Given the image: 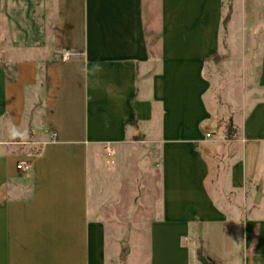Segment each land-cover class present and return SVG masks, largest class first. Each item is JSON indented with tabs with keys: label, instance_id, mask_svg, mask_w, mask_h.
<instances>
[{
	"label": "crops",
	"instance_id": "obj_1",
	"mask_svg": "<svg viewBox=\"0 0 264 264\" xmlns=\"http://www.w3.org/2000/svg\"><path fill=\"white\" fill-rule=\"evenodd\" d=\"M263 16L0 0V264H264ZM219 117L236 132L215 138Z\"/></svg>",
	"mask_w": 264,
	"mask_h": 264
},
{
	"label": "rangeland",
	"instance_id": "obj_2",
	"mask_svg": "<svg viewBox=\"0 0 264 264\" xmlns=\"http://www.w3.org/2000/svg\"><path fill=\"white\" fill-rule=\"evenodd\" d=\"M150 12H151V8L147 4L146 16L148 18L147 25H148V28L149 29L152 28V23H150L151 22L150 21ZM260 20H261V27L262 26L264 27V16ZM238 27H239V30L241 29V32H242L243 31V27H241L240 22L238 24ZM240 54H241V51H240ZM237 57H235V58H237ZM238 58L240 59V55H239ZM243 74L244 73L242 71H240L239 76H241ZM9 75H12V72H9ZM216 91H218V88H216ZM232 94H233L232 95L233 102L234 103H241L242 104V102H243V100L245 98L244 88L241 87V88H238V89H235V90L233 89ZM224 122H226V121L221 120V118L219 117V118H217V124H219V125L208 130L217 139H220V138H223L224 137V127H225V124H227L228 132L230 134H234L236 132L237 128H238V125L235 122H233V121L226 122L225 124H224ZM26 131H27V129H25V133L26 134H24L23 136H21V138L23 140H29L30 139L29 134ZM19 150L20 151L23 150V152L25 153L27 150H30L31 151L32 149L30 148V146H22L21 148H19ZM144 178H145V175L143 174L142 170L141 169H137V172H136V180H137V183H136L137 184V187H136L137 188V190H136L137 206H138V202H139L138 201V199H139V191L142 190V187H143L142 186V181L144 180Z\"/></svg>",
	"mask_w": 264,
	"mask_h": 264
},
{
	"label": "built area",
	"instance_id": "obj_3",
	"mask_svg": "<svg viewBox=\"0 0 264 264\" xmlns=\"http://www.w3.org/2000/svg\"><path fill=\"white\" fill-rule=\"evenodd\" d=\"M69 58L68 54H65L63 57V60H67ZM207 138H210L211 135L207 134L206 135ZM32 168V155L30 153L27 154L26 158L21 160L18 164H17V169L20 172L26 173L29 172Z\"/></svg>",
	"mask_w": 264,
	"mask_h": 264
},
{
	"label": "water",
	"instance_id": "obj_4",
	"mask_svg": "<svg viewBox=\"0 0 264 264\" xmlns=\"http://www.w3.org/2000/svg\"><path fill=\"white\" fill-rule=\"evenodd\" d=\"M263 196V193H262V188L261 186L259 187V190H258V193L256 195V198H255V204H259L260 202V199L261 197ZM200 263L201 264H211L209 263L204 257L200 256Z\"/></svg>",
	"mask_w": 264,
	"mask_h": 264
}]
</instances>
